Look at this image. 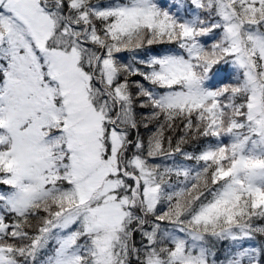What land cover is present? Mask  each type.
I'll return each mask as SVG.
<instances>
[{"label": "snow or ice", "instance_id": "obj_1", "mask_svg": "<svg viewBox=\"0 0 264 264\" xmlns=\"http://www.w3.org/2000/svg\"><path fill=\"white\" fill-rule=\"evenodd\" d=\"M0 264H264V0H0Z\"/></svg>", "mask_w": 264, "mask_h": 264}]
</instances>
